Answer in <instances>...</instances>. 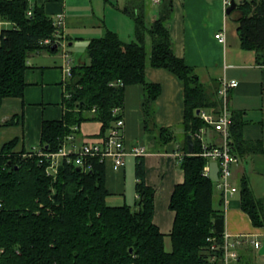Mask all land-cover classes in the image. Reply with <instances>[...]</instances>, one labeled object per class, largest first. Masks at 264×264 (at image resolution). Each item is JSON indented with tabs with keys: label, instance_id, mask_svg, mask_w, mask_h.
Returning <instances> with one entry per match:
<instances>
[{
	"label": "trees",
	"instance_id": "trees-1",
	"mask_svg": "<svg viewBox=\"0 0 264 264\" xmlns=\"http://www.w3.org/2000/svg\"><path fill=\"white\" fill-rule=\"evenodd\" d=\"M61 0H0V20L11 27L0 34V110L4 99L23 98L27 87L28 57L41 50L57 52L43 45L57 31L47 15L45 3ZM122 11L134 22L135 39L123 41L115 31L93 38L86 48L88 64L72 68L66 83L65 113L59 120H44L37 150L18 151V138L0 150V264H208L213 243H222L225 231L223 199L217 204L215 184L204 175L208 160L200 156L201 142L195 137L204 128L197 110L217 108L218 97L201 83L193 67L176 55L168 23L174 12L173 0H162L157 18L148 19L144 0H132ZM31 12V14H29ZM238 12L240 45L256 53L264 63V0H242ZM166 69L184 86V153L180 167L184 181L175 186L169 208L175 213L170 234L154 222L155 188L146 183L143 157L136 163L135 208L107 204L105 161L85 157L63 159L56 176L47 174L49 159L66 138L88 121L102 124L104 136L123 117L128 86L144 90V129L153 132L163 149L177 142L171 128L160 127L155 119L161 85L146 78V68ZM115 109L121 112L114 113ZM11 118L5 125H13ZM242 120L232 117L231 146L239 159L264 153L260 142L246 141ZM195 137L194 153L187 137ZM242 210L255 228H264V199L257 197L246 175L239 180ZM215 202L217 207L215 206ZM172 250H166V238ZM242 262V253L240 264Z\"/></svg>",
	"mask_w": 264,
	"mask_h": 264
},
{
	"label": "crops",
	"instance_id": "crops-1",
	"mask_svg": "<svg viewBox=\"0 0 264 264\" xmlns=\"http://www.w3.org/2000/svg\"><path fill=\"white\" fill-rule=\"evenodd\" d=\"M32 1L44 3V0ZM130 1L132 0H61L45 3V10L53 21L58 14L64 15L60 31L63 39L67 41L80 38L88 45L91 39L103 37L111 30L117 32L123 41L130 42L135 39L134 22L122 11ZM235 1L238 4L242 0ZM144 2L147 6L148 19L152 21L158 16L161 3H155L153 0ZM173 3L174 12L168 27L174 40L176 55L194 68L201 83L217 97L222 79L237 81L228 100L231 115L240 116L243 123L242 136L246 141L260 142L264 146V66L257 61L254 51L245 50L240 45L239 24L236 21L238 12L228 15L223 0H173ZM10 27L11 23L0 20V34L2 30ZM220 32L225 34L224 44L215 37ZM87 58V55L84 58L79 57V62L75 66L87 64L89 62ZM28 65L24 97L4 99L0 110L1 147L6 142L18 138L17 150L25 152L34 150L36 148L34 145H40L38 135H41L45 119L59 120L63 117L66 97L62 70L64 67L61 64H53L52 59L44 51H38L29 55ZM146 78L151 83L161 85L162 88L156 101L157 124L173 129L178 140L164 149L152 140L153 132L152 135L147 134L143 124V87L132 85L126 88L122 110L125 145L128 151L137 145L146 150L145 155L138 157L145 160L147 185L155 188L154 222L162 233L168 235L173 229L175 218V213L169 208L170 199L175 186L184 181V171L180 167L184 153L182 128L185 108L184 86L175 75L162 68L148 66ZM53 105L58 107L50 111L49 106ZM47 111L49 116L45 117ZM13 117L16 118V123L5 125ZM27 121L28 125L25 124ZM101 128L102 124L98 121L82 123L76 134L77 143L86 140L99 141L103 136ZM204 140L209 145L222 143L221 135L211 128L204 130ZM138 157L127 156L124 164L117 169L112 159L105 160L106 186L110 191L107 204L108 200L114 198L122 200L124 205L136 207L139 199L135 174ZM210 172L216 174L214 169ZM217 173L219 181V163ZM244 175L248 177L254 194L264 199V153L247 155L234 165L233 183L236 187ZM237 194L238 191L228 199L225 229L233 235L260 237L264 233V228L253 226L251 219L241 208L240 193ZM215 198L217 204L222 199L217 187Z\"/></svg>",
	"mask_w": 264,
	"mask_h": 264
},
{
	"label": "built area",
	"instance_id": "built-area-1",
	"mask_svg": "<svg viewBox=\"0 0 264 264\" xmlns=\"http://www.w3.org/2000/svg\"><path fill=\"white\" fill-rule=\"evenodd\" d=\"M162 0H153L155 3H161ZM232 0H223L225 11L231 5ZM31 14V12L29 13ZM64 15L58 14L53 21L57 28L54 38L44 39L43 45L58 44L60 46L61 29L63 27ZM216 39L224 44L226 41L224 32H220L215 35ZM66 66H64V84L66 88L67 81L72 76L71 62L68 55H65ZM264 66V63L262 64ZM237 85L236 80L222 79L220 87L218 89V97L220 104L217 108L204 109L200 111L199 116L204 120L205 127L201 128L195 135L201 142L200 156H203L208 161L214 160L219 163L220 180L216 187L221 192L223 199V208H227V202L232 197L237 188L233 183V167L238 164L240 159L234 153L231 146V131L230 125L232 122V115L229 109V95L233 88ZM121 112L120 109H115L114 113ZM125 122L124 118H120L114 122V124L107 130L106 134L102 136L99 141H83L77 143L76 133L70 134L59 152L54 154L39 153V156L49 159L50 165L47 168V174L56 176L58 167L63 159H70L72 155L76 156V164L83 165L85 157H99L101 161H105L110 158L114 162L115 168L121 167L126 157L143 156L146 154V150L142 146H134L129 151L125 145L124 136ZM211 128L221 135L222 143L219 145H209L204 140V130ZM74 131L78 130V127L73 128ZM37 150V149H34ZM33 150V151H34ZM204 175H210V167L208 165L204 168ZM259 235H233L225 229L222 236V243H213L208 253V264H240L241 251L248 245L252 244L253 247L259 251L262 247L264 233L260 235L261 239H257Z\"/></svg>",
	"mask_w": 264,
	"mask_h": 264
},
{
	"label": "rangeland",
	"instance_id": "rangeland-1",
	"mask_svg": "<svg viewBox=\"0 0 264 264\" xmlns=\"http://www.w3.org/2000/svg\"><path fill=\"white\" fill-rule=\"evenodd\" d=\"M74 38H77V37H74ZM70 43H73V44L70 45ZM86 48H87V45H85V43L80 38L77 39V40L73 39V41H67L66 39H63L61 37L60 46H59V49L57 50V52L50 53V52L45 51V50H41L40 52L44 51L48 55V57H50L52 59L53 64H56V65H60L61 64V66H63V67L66 66L65 55L67 54L69 59H72V60L74 59L71 62V67H74L79 62L78 58L81 57V56H82V58H84V56L86 55ZM63 58H64V63H63ZM75 58L77 59V61H75ZM80 60H84V59H80ZM64 86H65V84H64ZM59 93H60V90H59ZM55 107H58V106L57 105L49 106V110L52 111V109H54ZM48 111H47V114H46L45 117L49 116ZM45 120H47V119H45ZM28 123L29 122L27 121V123H25V124L28 125ZM21 125H22V122L20 124V127H21ZM38 136H39V138H38ZM38 136L36 135V138H38L39 143H40L41 135H38ZM33 147H36L35 149H38L39 148V144L34 145ZM1 148L2 147L0 145V150H1ZM208 166L211 167L210 170L214 169V171L216 172V174L212 172V174L209 175L211 177V179L213 180L214 184H215V190H216V182L218 181V173H217V171H218V162L214 161V160H209L208 161ZM235 181H237V180L235 179ZM237 185H238L236 187L237 191H238L237 195H239L240 187H239V184H237ZM111 199L112 200H108V204H114V205H111V206H122V205H124L122 200H115L114 198H111ZM129 204H132V203L129 202ZM215 206L217 207L216 202H215ZM133 208H135V207L133 206ZM261 238L262 237H257V239H261ZM165 246H166V250L167 251H171L172 250L171 240L168 237L166 238V245ZM241 263L242 264H264V255H260L259 251L256 250L253 247L252 244H248L242 250V262Z\"/></svg>",
	"mask_w": 264,
	"mask_h": 264
},
{
	"label": "water",
	"instance_id": "water-1",
	"mask_svg": "<svg viewBox=\"0 0 264 264\" xmlns=\"http://www.w3.org/2000/svg\"><path fill=\"white\" fill-rule=\"evenodd\" d=\"M237 2L235 0H232L231 1V5L228 7L226 13L228 15H230L234 10H236L237 8ZM58 48V44H54L53 46V50ZM200 111L201 110H197V115L200 114ZM187 145H188V151L190 154H193L194 153V145H195V137L193 135H189L187 137ZM259 254L260 255H264V239H263V244H262V247L259 249Z\"/></svg>",
	"mask_w": 264,
	"mask_h": 264
}]
</instances>
